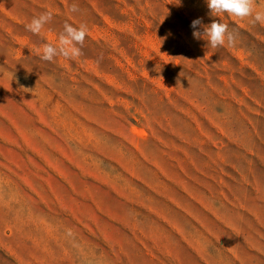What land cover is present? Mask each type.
<instances>
[{"label": "rangeland", "instance_id": "1", "mask_svg": "<svg viewBox=\"0 0 264 264\" xmlns=\"http://www.w3.org/2000/svg\"><path fill=\"white\" fill-rule=\"evenodd\" d=\"M178 3L0 0V264H264V23Z\"/></svg>", "mask_w": 264, "mask_h": 264}, {"label": "clouds", "instance_id": "2", "mask_svg": "<svg viewBox=\"0 0 264 264\" xmlns=\"http://www.w3.org/2000/svg\"><path fill=\"white\" fill-rule=\"evenodd\" d=\"M205 3L209 9L208 15L218 19H212L210 23L204 24L202 19L197 17L190 22L189 26L192 29L194 39H203L212 48L234 42L233 34L228 25L220 19L223 15L241 19L250 17L253 23H264V10H255L252 0H205ZM50 19L51 13L34 16L26 28L33 34H39ZM86 35L87 28L85 25L73 26L65 23L63 32L58 37V42L56 44L45 43L37 55L44 61H52L57 55H63L67 58L75 57L80 51L77 45L84 42Z\"/></svg>", "mask_w": 264, "mask_h": 264}]
</instances>
